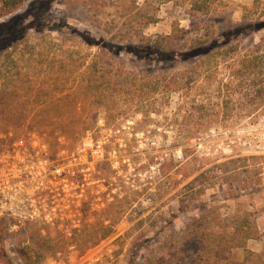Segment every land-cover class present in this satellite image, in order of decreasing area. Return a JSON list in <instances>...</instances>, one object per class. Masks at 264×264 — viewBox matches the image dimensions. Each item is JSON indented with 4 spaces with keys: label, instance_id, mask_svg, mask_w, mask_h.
Instances as JSON below:
<instances>
[{
    "label": "rangeland",
    "instance_id": "374dc122",
    "mask_svg": "<svg viewBox=\"0 0 264 264\" xmlns=\"http://www.w3.org/2000/svg\"><path fill=\"white\" fill-rule=\"evenodd\" d=\"M199 1L208 13L191 12V0H28L11 13L0 4V190L25 214L0 218L3 264H226L243 259L233 244L264 248L263 117L232 127L220 115L218 131L199 132L174 115L178 93L148 101L136 89L156 65L127 50L156 39L180 50L217 43L219 56L264 51V0ZM22 33L28 45L3 57ZM86 42L121 49L115 69L140 75L128 100L105 103L108 121L78 88L74 71L98 53ZM43 120L46 137L28 131Z\"/></svg>",
    "mask_w": 264,
    "mask_h": 264
},
{
    "label": "trees",
    "instance_id": "16d2710c",
    "mask_svg": "<svg viewBox=\"0 0 264 264\" xmlns=\"http://www.w3.org/2000/svg\"><path fill=\"white\" fill-rule=\"evenodd\" d=\"M26 1L28 0H0V4L6 13H11ZM199 2V0H191L190 11L208 13L206 5L201 6ZM257 28L258 30L264 28V22L258 24ZM23 36L22 33L21 38L13 44L12 51L6 52L3 57L12 60V53L16 52L19 46L26 47L28 45ZM3 38L0 35V40ZM160 41L161 39H156L149 42L144 48L133 47L127 50L134 60L150 63L152 67L156 65L154 69L148 68L144 71L145 78L143 79L146 80L138 79L136 82L137 90L143 91L147 88V93L146 90L145 93L148 101L158 100L166 94L178 93L179 105L174 115L181 116V122L186 127L190 128L198 123L199 132L208 131L211 127H215V131H218L219 124L224 122L218 120L220 115L222 117L232 116L230 123L232 127L240 125L242 120H247L246 125L252 126L260 117L264 119L263 50L253 47L245 53H239L237 49L231 47L219 56L222 48L217 43L210 45L208 42L200 44L198 42L190 48L180 50L164 48ZM86 43L87 49H91L93 45L97 46L98 53L92 57L84 71L78 69L74 71L78 77L82 78L81 82H84L78 88L86 97L96 96L98 98V101L93 104L91 102V105L98 109L106 108L108 121V119L114 118L111 116L110 106H106L105 103L111 99H120L122 96L125 97V101L128 100V92L135 89L133 80H136L138 74H135L132 80L128 77L132 76V73L122 72L121 68L115 69L116 64L111 59L122 60L120 58L121 49L112 52L107 46L99 47L98 42ZM103 57L104 61L100 63L99 60H103ZM106 57L110 60H105ZM83 60L84 57L78 58L75 63ZM182 62H193V64L187 72H173L175 64ZM164 63L166 64L162 66ZM97 83L103 86L96 87ZM100 88H102L101 91ZM49 101L51 100L45 102ZM222 119L224 120V118ZM49 125L47 120L40 121L37 125L31 122L27 129L30 133L46 137L45 130ZM191 137L189 134L187 140H191ZM252 159L254 158L252 157ZM4 230L5 227L0 228V237ZM245 239H256V236L252 234V236H246ZM244 243L242 241L233 244L234 247L232 246L233 250L243 249V259L240 262L225 260L226 264H264V248L259 252H253L245 249ZM227 250L230 251L227 247L223 252ZM196 263V259L189 262V264Z\"/></svg>",
    "mask_w": 264,
    "mask_h": 264
},
{
    "label": "built area",
    "instance_id": "2783aa9c",
    "mask_svg": "<svg viewBox=\"0 0 264 264\" xmlns=\"http://www.w3.org/2000/svg\"><path fill=\"white\" fill-rule=\"evenodd\" d=\"M10 204H11V196H10L9 192H6L4 190H2V191L0 190V218H4V217L22 218V217H25L24 212L14 211ZM0 264H3L1 246H0Z\"/></svg>",
    "mask_w": 264,
    "mask_h": 264
}]
</instances>
